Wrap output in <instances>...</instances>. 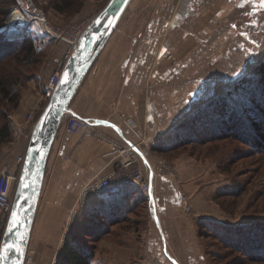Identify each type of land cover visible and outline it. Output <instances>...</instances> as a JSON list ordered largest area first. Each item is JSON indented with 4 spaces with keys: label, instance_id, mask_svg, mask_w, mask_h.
Instances as JSON below:
<instances>
[{
    "label": "crops",
    "instance_id": "1",
    "mask_svg": "<svg viewBox=\"0 0 264 264\" xmlns=\"http://www.w3.org/2000/svg\"><path fill=\"white\" fill-rule=\"evenodd\" d=\"M141 1H131L123 17L132 12L133 18L128 22L121 19L82 80L69 109L111 136L138 144L151 187L153 203L149 212L154 231L150 228L148 243L140 249L130 240H124V245H109L111 235L120 239L138 231L135 224L141 218H136V212L148 202L132 186L117 197L93 200L81 214L94 213V230L86 231L98 236L100 242L92 264H198L191 262L193 257L200 258L196 250L192 251L190 241L201 216L185 214L179 187L170 177L151 171L156 159L146 142L159 143L200 104L217 95L216 85L200 83V78L241 76L242 71L232 73V60L241 61L245 70L248 62L261 58L264 0H154L148 6L144 5L146 0ZM143 8L154 13L146 14ZM135 13L139 17L135 18ZM174 29L177 37L171 39ZM49 41L54 52L49 50L43 69L41 96L54 68L53 58L66 48L62 42ZM172 54L178 59L175 64L167 61ZM34 105L35 100L32 108ZM65 153L70 154L67 160L62 157ZM113 166L114 158L106 144L78 135L69 137L60 126L47 156L29 238L28 250L32 249L36 256L34 264L54 262L63 221L74 198L87 181ZM187 185L189 189L193 184ZM125 223L133 227L119 231L118 226ZM5 226L6 220L0 216V243Z\"/></svg>",
    "mask_w": 264,
    "mask_h": 264
},
{
    "label": "rangeland",
    "instance_id": "2",
    "mask_svg": "<svg viewBox=\"0 0 264 264\" xmlns=\"http://www.w3.org/2000/svg\"><path fill=\"white\" fill-rule=\"evenodd\" d=\"M138 1L142 3L141 0H133V3ZM153 1L154 0H146L144 5L148 6L150 3L153 4ZM16 2L17 5L12 7V12L9 14L6 21L7 38L12 37L8 36V32L12 29L13 25L11 23L15 20H12L15 14L20 11L24 16L26 15L24 7V2H26V0H16ZM32 2L37 8L40 16L46 18L48 24L60 28L78 20H84L93 16L96 17L108 0H32ZM160 4V2L156 4L158 10L160 9ZM55 5L60 7L65 6V10L62 12L56 11ZM141 10H145L146 14L154 13L150 8H143ZM139 15L135 13V18L139 17ZM133 16L134 14L132 12L130 14L129 12V15L123 17V21L128 22ZM142 19L145 18L142 17ZM23 30L22 36H20L19 39L23 38L26 32L30 31L29 35H32L37 41L39 50L36 51V62H21L20 64L14 62L10 64V61H8L0 65V72L5 70L21 71L23 76L19 83L14 85V89L20 92L18 106L15 107L11 102L0 99V109L6 110L7 115L11 114L17 120H22L29 112L36 111V113H40L45 108L47 101L40 95L39 86L41 81H44L43 69L49 60V50L54 52V48L50 47L51 44L49 39H42L43 35L41 34L40 26L37 22L33 21L26 28L24 27ZM180 33L181 32H178V34ZM175 37H177V32L174 29L170 34V38L172 39ZM46 42H48V44L45 45ZM177 60L178 59L173 54L168 56L167 59L171 64H175ZM262 62H264V48L261 58L255 62H248L245 70L241 68V61L232 60V62H230L233 70L232 73H236L237 70L242 71L243 74L241 76L233 75L225 77L218 75L213 78H200L199 81L200 83L203 81L205 84L210 83L212 86L216 85V94H225L229 89H235V92L238 91L239 94L241 90L238 86L240 80L245 81L249 76H257V72H255L256 67ZM211 97L212 95L210 98ZM231 98L235 104L234 108L242 111L235 97ZM34 100L35 107L32 108L31 105ZM6 121H8V123L10 121L8 116L6 117ZM242 129L245 130L244 126ZM151 142L152 141H147L146 143ZM155 143L146 146L147 149H150L151 155L155 156V163L159 161L163 162L166 172L170 173L171 171L173 174L172 176L168 173L160 175L168 178L170 177L179 187L180 196L182 193L187 196L191 209L190 211H186L183 208L184 213L190 216L192 214L201 216L200 224L192 231L193 236L190 243H192V251L196 250L195 255L199 256L202 261L198 259V257H193L191 262L198 264H264V260H261L264 257V244L261 254L253 255L251 253L244 254L232 245L227 247L222 242V240H224L223 231L226 226H258L256 230H251L250 238L254 241L256 237H264V147L261 148L258 146V148H255L253 145L239 138L228 137L188 146L173 147L165 152H159L155 149L159 143ZM168 144L172 143L169 142ZM8 146L9 143L1 145L0 153L7 152ZM153 150L155 152H153ZM2 154L8 160H14L16 158V154ZM187 183H192L193 185H190L188 189ZM15 188L14 186L13 189L16 192ZM80 193L81 191L76 198H74L72 206L63 221V230L59 237V242L61 244L56 248L58 251L52 264H59L61 250L66 241L70 240L73 236L83 242L86 241L89 248H91L90 246L94 247V259L99 250L100 242L98 239L93 241V239H91L92 236L87 234L94 230L93 228V230H91V227L95 225V222H93L94 213L88 214V216L85 214L82 215V207H78L76 211H73L78 202ZM148 207L149 204L147 203V205L142 209H138L136 212V218H141L138 219L140 221H137L139 224H135V228L138 231L132 235H126L123 236V238L120 237V239H116L115 236L111 235L108 237L109 245H111L112 242L124 245V240H130L132 245L137 249H140V247L143 248L144 245L148 243L150 228L154 231V220L150 215ZM143 213L146 214V216L144 215L145 218H142L141 214ZM0 216L7 220L1 212ZM118 227L119 231L121 229L126 231L133 226L125 223ZM81 234L88 236L83 237L80 236ZM241 246L243 247V244H241ZM244 247L249 251L248 246L245 245ZM171 248L173 249V247ZM250 249L252 250V248ZM27 253V259H29L27 264H34L36 259L35 252L29 249ZM120 255L124 254L121 253Z\"/></svg>",
    "mask_w": 264,
    "mask_h": 264
},
{
    "label": "trees",
    "instance_id": "3",
    "mask_svg": "<svg viewBox=\"0 0 264 264\" xmlns=\"http://www.w3.org/2000/svg\"><path fill=\"white\" fill-rule=\"evenodd\" d=\"M16 5V0H0V65L8 61H10V64L14 62L18 64L21 62H36L35 55L39 47L35 38L29 35L30 31L26 32L28 34H25L21 39H19L20 36L6 37V21L12 12V7ZM55 9L62 12L65 10V6L55 5ZM46 38V36H42L43 40H46ZM255 72H257V76L252 75L246 78L245 81L240 80V84H238L241 88L239 94L238 91L235 92V89H229L227 93L217 94L211 101L198 106L170 131L155 149L159 152H165L173 147L188 146L228 137L239 138L255 148H258V146L263 148L264 62L256 67ZM22 77L21 71L5 70L0 72L1 100L11 102L15 107L18 106L20 92L14 89V85L18 84ZM231 97H235L242 111L234 108L235 104ZM7 116V111L0 109V146L11 142V131L8 121H6ZM243 126L245 130L242 129ZM169 142L172 144H168ZM114 197L117 196L114 195ZM257 228L258 226L251 225L226 226L223 231L224 240L222 242L227 247L230 245L236 247L244 254H261L264 237H256L254 241L250 238L251 230ZM80 236L88 235L81 234ZM89 236H92L93 241L98 239V236ZM241 244H243V247ZM245 245L248 246L250 252L244 247ZM88 246L86 241L83 242L73 236L66 241L60 255L59 264H92L95 254L94 247L90 246L91 248H89ZM263 258L261 260H264Z\"/></svg>",
    "mask_w": 264,
    "mask_h": 264
},
{
    "label": "built area",
    "instance_id": "4",
    "mask_svg": "<svg viewBox=\"0 0 264 264\" xmlns=\"http://www.w3.org/2000/svg\"><path fill=\"white\" fill-rule=\"evenodd\" d=\"M24 7L26 15L24 16L18 11L21 21H14L11 23L13 25L12 28L19 24L22 30L34 21L39 24L43 36L62 42L66 46L61 55L53 58L54 68L52 69L43 89L42 98L48 102L57 87L66 63L71 58L78 46L80 38L86 28L93 22L95 16L75 21L64 27L56 28L48 24L46 18L40 16L32 0H26V2H24ZM23 31L24 30H22V32L9 31L8 36L21 35ZM40 114H36L32 111L22 120H17L14 116L8 114L12 141L9 143L8 151L2 153L5 155L16 154V158L14 160H8L2 153H0V212L7 219L13 207L12 198L15 194L13 188L14 186L17 187L19 182L29 142ZM122 117H124V115H122ZM61 126L63 127L65 134L69 137L78 135L81 139H89L98 143L106 144L110 148L114 158V166L110 171L94 176L84 184L73 211H76L78 207H82L84 210V208H86L93 200L100 197L119 194L125 188L130 186L137 188V190L146 197V201L149 205H152L153 199L151 196V187L143 171L142 155L139 152L138 144H130L117 137L111 136L96 126L94 122L77 117L73 114H68L63 119ZM154 143L155 141L146 143V146L153 145ZM62 157L67 160L70 158V154L65 153ZM144 161L149 165V162L145 157ZM150 168L151 171L156 174L165 175L168 173L170 176L173 175L171 171L170 173L166 172L165 165L161 161L156 162L153 166H150ZM181 197L183 208L186 211H190L191 208L187 196L182 193ZM151 209L152 208L149 207V210L152 212ZM27 255L25 264L29 262Z\"/></svg>",
    "mask_w": 264,
    "mask_h": 264
},
{
    "label": "water",
    "instance_id": "5",
    "mask_svg": "<svg viewBox=\"0 0 264 264\" xmlns=\"http://www.w3.org/2000/svg\"><path fill=\"white\" fill-rule=\"evenodd\" d=\"M132 0H108L86 28L63 69L57 87L40 114L29 142L12 211L0 243V264H25L37 199L52 143L82 80L99 57Z\"/></svg>",
    "mask_w": 264,
    "mask_h": 264
},
{
    "label": "bare ground",
    "instance_id": "6",
    "mask_svg": "<svg viewBox=\"0 0 264 264\" xmlns=\"http://www.w3.org/2000/svg\"><path fill=\"white\" fill-rule=\"evenodd\" d=\"M20 15L17 13V14H15V16L13 17V19L12 20H14V21H17V22H20L21 21V18L19 17ZM23 30V29H22ZM21 30V28H20V25L19 24H17L15 27H13L12 29H11V32H13V31H22ZM27 34V33H26ZM17 36H19V35H17ZM14 36H12V37H10V38H13Z\"/></svg>",
    "mask_w": 264,
    "mask_h": 264
}]
</instances>
